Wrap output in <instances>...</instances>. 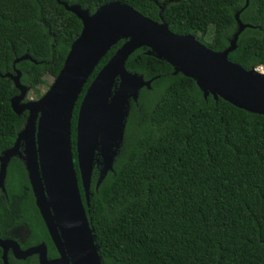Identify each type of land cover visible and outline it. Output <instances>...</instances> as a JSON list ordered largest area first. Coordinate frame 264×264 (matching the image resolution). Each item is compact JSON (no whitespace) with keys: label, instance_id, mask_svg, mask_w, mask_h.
Masks as SVG:
<instances>
[{"label":"trees","instance_id":"16d2710c","mask_svg":"<svg viewBox=\"0 0 264 264\" xmlns=\"http://www.w3.org/2000/svg\"><path fill=\"white\" fill-rule=\"evenodd\" d=\"M120 1L171 32L195 35L223 51L237 32L236 14L251 25L240 34L229 60L246 70L264 66V0H62L94 13ZM210 28L212 41H204ZM82 22L57 0H0V73H13L16 58L38 64L16 65L21 83L36 89L56 78ZM125 41L100 61L75 106L72 145L79 187L103 264H264V116L211 95L147 48L132 54L129 72L154 79L150 90L131 102L124 140L99 189L94 168L90 206L86 205L76 158L79 107L98 72ZM19 91L0 77V155L13 147L27 113L18 116L11 99ZM0 190V230L29 234L25 246L46 242L57 251L35 204L24 162L12 158ZM0 264H4L0 248ZM10 264H39L37 258Z\"/></svg>","mask_w":264,"mask_h":264},{"label":"water","instance_id":"95a60500","mask_svg":"<svg viewBox=\"0 0 264 264\" xmlns=\"http://www.w3.org/2000/svg\"><path fill=\"white\" fill-rule=\"evenodd\" d=\"M82 22L80 36L71 45L63 68L49 90L37 100H27L31 88L21 83L16 65L23 61L38 64L30 55L16 58L9 78L19 93L11 99L15 114L27 113L24 127L10 149L0 155V190L12 158L25 165L36 206L59 254L49 259L42 243L23 250L13 239H2L4 264H10L11 250L17 260L37 255L39 264H103L96 236L82 199L74 164L72 119L75 106L100 61L120 41H125L98 72L81 101L76 126V158L86 205L90 206L94 168L99 167L96 190L109 172L124 140L131 102H138L140 91L150 90L154 79L145 80L129 72V57L141 48L148 55L170 64L174 75L182 74L196 82L205 99L210 95L252 114L264 116V73L246 70L229 60L237 49L238 38L251 25L235 16L238 29L228 48L214 51L192 34L178 35L161 22L139 13L120 1L107 3L94 13L80 5L57 0ZM249 0L246 2L247 7Z\"/></svg>","mask_w":264,"mask_h":264},{"label":"rangeland","instance_id":"374dc122","mask_svg":"<svg viewBox=\"0 0 264 264\" xmlns=\"http://www.w3.org/2000/svg\"><path fill=\"white\" fill-rule=\"evenodd\" d=\"M214 37V29L210 28L207 32V35L204 37V41L211 42ZM231 41V40H230ZM230 43V42H229ZM54 77L51 75H47L45 77V82L37 87L36 89H31L27 95V100H37L42 97L51 87L54 82ZM99 168V167H98ZM11 235L14 236L16 239L20 240L21 242L24 241L23 237L18 235V231L11 232Z\"/></svg>","mask_w":264,"mask_h":264},{"label":"flooded vegetation","instance_id":"af4514ba","mask_svg":"<svg viewBox=\"0 0 264 264\" xmlns=\"http://www.w3.org/2000/svg\"><path fill=\"white\" fill-rule=\"evenodd\" d=\"M158 22H161V18H160V21H158ZM141 92V91H140ZM136 103V102H135ZM27 116H28V114H27ZM27 116H26V119H27ZM25 122H26V120H25ZM25 124V123H24ZM23 127H24V125H23ZM15 158H18V157H15ZM20 159V158H19ZM11 162V161H10ZM9 166V165H8ZM83 190V189H82ZM2 191V190H1ZM81 191V190H80ZM3 193V192H2ZM3 194H6V192L5 193H3ZM83 194H84V192H83ZM82 195V194H81ZM84 197H85V194H84ZM36 204V203H35ZM37 207V206H36ZM38 209V208H37ZM39 211V210H38ZM40 213V212H39ZM41 216V215H40ZM42 218V217H41ZM43 220V219H42ZM44 222V221H43ZM46 227V226H45ZM47 229V228H46ZM14 231H18V235L20 236V237H23V239H24V241L23 242H21L20 240H18V239H16L14 236H9V237H5V236H3L2 235V232H1V230H0V233H1V238L2 239H13V240H16L18 243H19V245L21 246V248L23 249V250H26V249H28V248H31V247H34V246H38V245H40V244H42V243H44L46 246H47V254H48V258L49 259H55V258H58L59 257V254H58V252H57V256L56 257H49V246H48V244L46 243V242H41V243H39V244H35V245H30V246H25V242H26V238L28 237V232L26 231V230H23V229H20V228H16L15 230H13V232ZM47 232H48V230H47ZM48 235H49V233H48ZM49 237H50V235H49ZM50 239H51V237H50ZM51 241H52V239H51ZM53 243V242H52ZM54 245V244H53ZM54 247H55V245H54ZM1 248V247H0ZM56 249V248H55ZM1 250H2V248H1ZM57 251V250H56ZM2 256H3V250H2ZM11 258H13L14 260H17L15 257H14V255H13V252L10 250L9 251V253H8V260H9V263H10V260H11ZM30 258H37V260H38V263H39V257L37 256V255H33V256H31V257H29V258H27L26 260H17V261H27L28 259H30Z\"/></svg>","mask_w":264,"mask_h":264},{"label":"built area","instance_id":"2783aa9c","mask_svg":"<svg viewBox=\"0 0 264 264\" xmlns=\"http://www.w3.org/2000/svg\"><path fill=\"white\" fill-rule=\"evenodd\" d=\"M257 70L264 73V66H260L259 68H257Z\"/></svg>","mask_w":264,"mask_h":264}]
</instances>
